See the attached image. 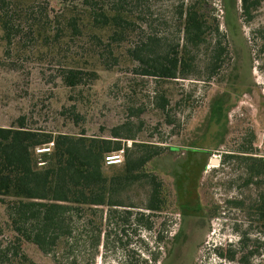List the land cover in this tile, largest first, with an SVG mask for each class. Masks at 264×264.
<instances>
[{
    "label": "rangeland",
    "instance_id": "1",
    "mask_svg": "<svg viewBox=\"0 0 264 264\" xmlns=\"http://www.w3.org/2000/svg\"><path fill=\"white\" fill-rule=\"evenodd\" d=\"M225 1L226 8L224 0H206L221 33L213 34L211 44L220 40L227 48L216 73L207 72L206 44L191 47L197 69L186 77L157 80L128 68L101 72L93 87L83 92L84 103L78 102V119L69 113L75 101L69 99L70 90L62 86L54 66L0 42L1 126L26 117L34 127L74 133L85 128L88 135L104 137L111 136L115 127L125 126L123 132L131 128L138 141H152L163 148L149 168L168 198L163 212H152L145 208L148 186L135 184L122 199L136 207L74 209L70 239L62 240L50 254L26 242V258L16 264H161L155 257L162 261L182 224L184 242L177 248V264H243L241 255L257 245L256 233L246 245L241 244L236 223L246 220V214L230 208L227 200L254 197L258 190L243 184L245 165L225 155L249 151L245 155L264 157V4L247 22L241 16L240 0ZM59 2L50 0L54 7ZM175 12L172 0H157L150 21L155 32L174 41L180 35L182 43ZM162 93L170 97L164 111L155 105ZM121 140L124 147L134 141ZM215 207L222 212L217 217L211 216ZM0 220L4 225L0 248L11 247L14 233L1 202ZM261 236L260 255L251 258V264H264ZM236 251V258H229Z\"/></svg>",
    "mask_w": 264,
    "mask_h": 264
},
{
    "label": "trees",
    "instance_id": "2",
    "mask_svg": "<svg viewBox=\"0 0 264 264\" xmlns=\"http://www.w3.org/2000/svg\"><path fill=\"white\" fill-rule=\"evenodd\" d=\"M156 1L60 0L54 7L50 0H0V42L54 66L60 83L70 90L69 99L75 101L69 113L78 119V102L84 103L83 92L93 87L101 72L128 68L133 74L157 80L186 77L197 69L191 47L197 49L202 44L209 49L208 74L223 66L227 48L220 40L211 44L213 34L221 33L216 17L206 9V0H172L182 43L180 35L174 41L153 30L150 16ZM240 2L241 16L247 22L264 4V0ZM224 4L226 8L225 0ZM229 16L226 10L227 23ZM156 98V108L164 111L169 95L162 93ZM217 110L222 111L220 107ZM123 128L115 127L111 136L104 137L88 135L85 128L74 133L34 127L26 117H19L9 127L0 125V202L7 209L14 233L11 247L0 248V264H16L26 258V242L50 254L62 240L71 238L74 209L136 207L122 199L135 184L149 188L145 208L163 212L168 198L162 182L149 168L163 148L152 141H138L131 128L124 132ZM121 138L134 140L125 146L123 164H106L105 155L123 147ZM51 141V152L37 153L39 146ZM246 153L251 152L227 153L225 158H237L245 165L243 184L255 186L258 192L227 203L245 211L246 220L236 223L241 244L246 245L256 233L257 245L240 258L243 264H251V258L260 255L264 234V157ZM221 214L215 207L211 216ZM3 228L0 220V235ZM236 254L238 251L231 252L229 258L235 259Z\"/></svg>",
    "mask_w": 264,
    "mask_h": 264
},
{
    "label": "flooded vegetation",
    "instance_id": "3",
    "mask_svg": "<svg viewBox=\"0 0 264 264\" xmlns=\"http://www.w3.org/2000/svg\"><path fill=\"white\" fill-rule=\"evenodd\" d=\"M184 218V217H183ZM185 224H182L178 231L174 233V235L171 238L170 243H168V249L163 257L162 261L161 259H157V262L159 261L161 264H177L178 258H179V253H177V248H181L182 243L184 240L182 239V233L184 231ZM180 250V249H178Z\"/></svg>",
    "mask_w": 264,
    "mask_h": 264
},
{
    "label": "built area",
    "instance_id": "4",
    "mask_svg": "<svg viewBox=\"0 0 264 264\" xmlns=\"http://www.w3.org/2000/svg\"><path fill=\"white\" fill-rule=\"evenodd\" d=\"M54 146V141H51L45 145L39 146L36 150L37 153H48L51 152ZM125 159V147H121L118 150L109 152L105 155V162L108 165H118L124 162ZM43 162H40L42 164Z\"/></svg>",
    "mask_w": 264,
    "mask_h": 264
},
{
    "label": "water",
    "instance_id": "5",
    "mask_svg": "<svg viewBox=\"0 0 264 264\" xmlns=\"http://www.w3.org/2000/svg\"><path fill=\"white\" fill-rule=\"evenodd\" d=\"M218 161H219L218 159H212L213 163H218Z\"/></svg>",
    "mask_w": 264,
    "mask_h": 264
}]
</instances>
